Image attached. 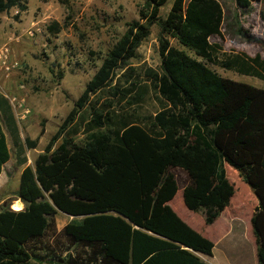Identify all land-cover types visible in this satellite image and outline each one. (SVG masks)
<instances>
[{"label":"trees","instance_id":"1","mask_svg":"<svg viewBox=\"0 0 264 264\" xmlns=\"http://www.w3.org/2000/svg\"><path fill=\"white\" fill-rule=\"evenodd\" d=\"M167 1L143 0L139 18L107 51L33 165L21 170L23 208H0V264H207L201 255H211L214 243L169 204L180 188L171 169L187 173L185 207L206 209L211 221L235 193L225 159L258 199L252 225L264 264V88L224 78L206 64L264 80V58L218 57L220 46L210 40L221 35L224 20L218 0H173L162 17ZM11 8L24 11L27 0H0V15ZM153 24L160 27V68H147L138 80L129 61ZM238 33L263 43L248 30ZM100 91L134 106L153 96L154 108L142 115L119 112L111 98L92 100ZM0 114L22 165L25 148H35L37 140L21 138L1 93ZM8 159L0 124V173ZM58 212L73 216L60 231Z\"/></svg>","mask_w":264,"mask_h":264},{"label":"rangeland","instance_id":"2","mask_svg":"<svg viewBox=\"0 0 264 264\" xmlns=\"http://www.w3.org/2000/svg\"><path fill=\"white\" fill-rule=\"evenodd\" d=\"M173 0H168L160 9V16L165 17ZM223 9L221 35L210 40L220 46L217 55L220 59L234 54L247 57L260 55L264 58V0H245L243 5L238 0H218ZM143 0H27V9L18 11L11 8L0 15V52L4 46L9 49L6 69L0 55V92L11 103L18 119L22 138L37 140L34 149H26L29 164L39 150H42L51 135L57 130L62 120L72 108L74 101L84 90L86 83L97 71L107 51L115 44L128 28V24L139 18ZM58 23L60 29H49L52 23ZM248 30L262 39L263 43L249 42L239 35L238 29ZM160 27L151 25L150 34L136 51V56L129 61L134 78L142 80L147 68L159 70ZM172 45L185 49L174 38L168 37ZM192 55H194L191 52ZM204 61L202 58L197 57ZM222 77L243 81L264 88V80L255 76L240 74L234 70L222 68L218 64L206 62ZM129 68L127 69V71ZM129 70V71H130ZM59 72L63 77H59ZM121 71H117L120 73ZM100 102L106 98L113 102V108L139 115L152 111L153 96L140 106L116 103L106 92H98ZM88 108L83 114L87 115ZM43 128V133L40 134ZM82 133L77 136L81 138ZM12 158L0 175V208L3 204L14 205L19 183V165L15 151L8 136ZM171 171L176 175L179 185L171 206L182 218L190 220L197 215L188 210L182 200L181 187L187 181V173L178 167ZM227 179L235 186V198L244 207L252 205L248 185L243 183L242 175L229 160L225 159ZM14 202V203H13ZM72 217L58 212L55 217L56 231ZM47 261L44 264L53 262ZM66 264V263H53Z\"/></svg>","mask_w":264,"mask_h":264},{"label":"crops","instance_id":"3","mask_svg":"<svg viewBox=\"0 0 264 264\" xmlns=\"http://www.w3.org/2000/svg\"><path fill=\"white\" fill-rule=\"evenodd\" d=\"M13 112H14V109H13ZM14 115H15V112H14ZM15 118L18 123V119L16 115H15ZM0 124L6 136V141H7L8 149H9V159L4 163L2 167V171L0 173L1 175L4 172V169L7 163L11 160L12 154H11L10 144L8 141L9 134L2 120L1 114H0ZM18 126H19V123H18ZM26 149L28 148H25L24 155L26 156L27 161L24 164H22V167L19 170L18 175H20L21 170L26 165H30L29 164L30 158L26 154ZM40 151L41 150H39V152ZM15 159H16V154H15ZM241 181L245 183L244 180H241ZM248 187L251 190V192H249L251 203H252L250 207H246V206L244 207L242 202H238L236 198L234 197L235 196V193H234V195L232 196L230 200L229 205L226 206L223 210L219 212H215V215L211 219V221L206 220V215H207L206 209L192 211L193 213H196L197 215L193 216L192 219L190 220L196 221L197 216H198L199 222H198L197 227L192 225L194 223L182 218V216L179 215L191 227L199 231L202 235L206 236L214 243V247H213L211 255H201V257L204 259V261L207 264H260L259 242H258V238L256 237L254 233V229L252 225V216H253V213L256 207L258 206V199L256 195L253 193L251 187L249 185ZM172 200L169 201L170 206H171ZM14 202H19L21 206L20 207L14 206L15 204L14 205L12 204V206H10L11 209L20 210L23 208V203L21 202L20 199H17ZM16 207L20 209H14Z\"/></svg>","mask_w":264,"mask_h":264},{"label":"built area","instance_id":"4","mask_svg":"<svg viewBox=\"0 0 264 264\" xmlns=\"http://www.w3.org/2000/svg\"><path fill=\"white\" fill-rule=\"evenodd\" d=\"M8 53H9V49L7 46H4L2 49H1V52H0V55L2 57V60H3V64L5 66L6 69H9L10 66L8 65V63H6L7 61V57H8Z\"/></svg>","mask_w":264,"mask_h":264},{"label":"bare ground","instance_id":"5","mask_svg":"<svg viewBox=\"0 0 264 264\" xmlns=\"http://www.w3.org/2000/svg\"><path fill=\"white\" fill-rule=\"evenodd\" d=\"M14 206H21V204L19 202H16Z\"/></svg>","mask_w":264,"mask_h":264},{"label":"water","instance_id":"6","mask_svg":"<svg viewBox=\"0 0 264 264\" xmlns=\"http://www.w3.org/2000/svg\"><path fill=\"white\" fill-rule=\"evenodd\" d=\"M71 217H73V216H71Z\"/></svg>","mask_w":264,"mask_h":264}]
</instances>
